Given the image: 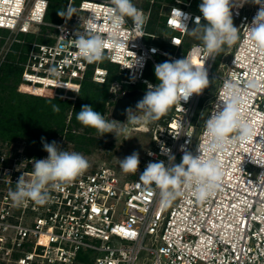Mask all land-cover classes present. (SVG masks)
Listing matches in <instances>:
<instances>
[{
    "label": "built area",
    "instance_id": "2783aa9c",
    "mask_svg": "<svg viewBox=\"0 0 264 264\" xmlns=\"http://www.w3.org/2000/svg\"><path fill=\"white\" fill-rule=\"evenodd\" d=\"M110 6V0H79L75 16L52 24L55 31L50 41L31 42L19 89L79 92L88 74L94 81L105 83L109 75L106 63H113L121 76L113 90L116 100L127 87L152 84L145 73L149 64L160 63L157 55L167 60L191 55L197 64H204L209 79L215 75L213 66L220 53L205 60L207 53L197 51L201 41L186 45L188 33L169 25L171 9L176 7L190 14L187 26L194 27L195 18L201 16L197 9H191L194 0L168 3L164 13L167 37L149 31L151 12L138 8L144 16L141 31L125 18L120 46L106 50L111 59L88 63L75 55V30H83L93 12L101 17L98 27H106L104 14ZM48 8L49 0H0V27L30 32L34 24H48ZM258 9L254 3L232 9L240 28L239 39L233 50L226 51L232 54L222 64L223 74L218 75L221 84L208 110L204 90L187 103L174 105L163 122H157L150 131L153 147L144 155L142 171L149 162L164 161L167 166L170 156L179 164L185 151L199 155L198 147L208 146L204 123L223 106L219 97L225 82L238 85L244 97L242 114L256 126L257 136L250 142L229 143L223 150L201 151L206 158H218L223 171L218 186L206 199L200 201L191 189L182 187L181 196L162 205L160 190L155 185H143L138 175L121 180L113 167L89 164L71 182L49 189L50 198L44 205L29 201L16 207L9 191L15 190L22 173L30 178L33 158H46L47 154L29 156L23 148L3 152L0 264H264V178L260 177L264 173V49L249 39L247 30ZM163 42L174 51L162 46ZM51 67L62 73L59 83L50 77ZM250 82L256 86L249 87Z\"/></svg>",
    "mask_w": 264,
    "mask_h": 264
},
{
    "label": "clouds",
    "instance_id": "9594fccd",
    "mask_svg": "<svg viewBox=\"0 0 264 264\" xmlns=\"http://www.w3.org/2000/svg\"><path fill=\"white\" fill-rule=\"evenodd\" d=\"M259 5L256 15L247 25L249 39L260 49H264V3L262 0H202L198 5L201 16L194 20V27L189 28L187 22L190 14L181 9H171L172 18L169 25L186 31L189 35L201 41L197 51L207 53L205 60L214 59L224 45L231 46L239 39V30L234 25L232 9L244 4ZM110 7L106 9V27H98L100 15L91 13L84 22V28L75 30L72 47L75 55L88 63L102 62L111 59L106 53L109 48L119 47L120 34L125 18H130L139 32L144 24L142 10L138 9L132 0H110ZM76 9L69 7L57 14L65 21L75 16ZM79 18V17H78ZM203 20V22H202ZM81 23V20L79 18ZM79 23V24H80ZM63 29V28H61ZM177 46L178 41L171 40ZM58 50L63 51L62 46ZM154 74L158 81L155 85L148 84L143 97L137 101L135 108L125 110L126 120L120 122L115 119H105L104 115L88 104L81 106L76 113V120L86 128L95 129L99 136L112 134L117 138L120 135L129 139L130 127L134 125H148L160 120L174 105L187 103L193 95H201L210 86L208 71L204 64H197L191 55L181 59L165 60L154 65ZM53 82L59 83L62 73L56 67L49 69ZM250 82L249 87H255ZM78 93V89H77ZM222 108H218L204 123L208 146L205 149L198 147L199 155L185 151L181 162L175 163V157H169L166 166L164 161L149 162L139 180L143 185H155L160 190L161 204L167 205L182 195L181 188L191 189L192 194L200 201L206 199L218 186L222 179V165L218 158L202 156L201 151L223 150L229 143L250 142L257 136V128L244 118L242 105L243 94L236 83L225 82L223 92L219 97ZM54 112H59L58 105H53ZM46 158L32 161V173H22L17 181L15 190H10L8 196L14 206H26L29 201L44 205L49 201V189H59L76 177L82 175L89 168V161L83 154L62 149L56 141L47 142L41 138ZM162 151H166L163 146ZM151 155V153H149ZM118 159V158H117ZM119 160V167L124 173H136L139 168V153L133 152ZM257 165L262 167L261 163ZM264 178V173L260 175ZM108 264H115L109 261Z\"/></svg>",
    "mask_w": 264,
    "mask_h": 264
},
{
    "label": "rangeland",
    "instance_id": "374dc122",
    "mask_svg": "<svg viewBox=\"0 0 264 264\" xmlns=\"http://www.w3.org/2000/svg\"><path fill=\"white\" fill-rule=\"evenodd\" d=\"M53 5L50 6L49 11V19H47L48 24H34L31 27L30 32L20 33V32H13L7 29H0V76L4 75L1 69L3 64L9 59V55L12 53V48L15 43H20L21 45L26 44L27 40H42V41H50L51 35L54 33L55 28L52 25L53 23H57L61 17L57 14V8L65 7L68 9L69 7L75 8L77 7V3L79 0H52ZM172 0H132V3L137 8H143L151 12L150 16V28L152 31H158L162 33V35L167 37L168 31L163 27V20H164V13L168 11V3ZM202 2V0H194V6L191 7L192 10L197 9L199 11L198 5ZM65 11V10H64ZM234 25H237V20H233ZM188 45L192 44L193 42H197L198 39L188 34ZM238 40L232 44L224 45L222 51L220 52L214 66H213V73L210 77V86L205 89L208 93V99L204 100V107L208 110V103L213 99L215 96L220 84L221 79L218 76L219 74L222 75L224 71V67L222 64L225 61H228L232 51L227 53V49L233 48L236 46ZM167 48L171 51H174V48L171 46H167ZM21 57V51H18V59ZM158 62H164L165 58L157 55ZM23 62V60H21ZM22 65V63H21ZM118 74L117 72H115ZM115 73L113 74V79L109 81L106 86H108V100L105 102V112L104 117L105 119H110V115L107 111L109 107V103L114 100V87L117 84V79L115 78ZM15 75V74H14ZM13 75V79L11 83L16 87H14L11 91L14 92V96L21 98L22 100L28 101L29 106L26 109L22 118L30 119L29 121H33L37 128H43L51 119L55 124L54 130L55 134L51 137H48L47 142L56 141L58 145L66 150V151H75L79 152L84 155L85 158L89 161V164L94 168L100 166H109L113 167L121 180L124 178L133 177L135 175H139L143 171V165L145 163L144 155L148 149L153 147L151 129L153 126L156 125L157 122L161 121L168 116L171 112V109L168 111L166 115H164L160 120L150 123L148 125H134L130 127L129 139L125 140L124 135H120L115 138L112 134H106L103 137L99 136L95 129L86 128L79 125L78 129L73 124V120L76 117L74 114V108L78 107V102L80 101V92H72L67 90L55 89V88H48L46 90H38L36 92H29L26 90H20L19 84L17 83V78ZM149 79V83L155 85L158 83L155 74H154V66L149 64L147 75ZM139 88H144L146 86L142 85L141 83L138 84ZM36 91V90H35ZM24 101V102H25ZM52 101H59L62 102L61 105L64 106V109H61L60 112H65V117L58 118V121L53 120L56 114L52 112V106H45L46 103ZM115 101V100H114ZM38 104L37 110L34 109V106ZM114 106V105H113ZM205 114V113H204ZM59 122H63L60 126H57ZM29 125V123H26ZM143 127V128H140ZM76 129V130H75ZM144 130V131H143ZM31 131V127L28 126L27 133ZM42 131V130H41ZM44 134V132H43ZM35 135V131L33 133ZM43 136H40L39 139L41 140ZM44 138H46L44 136ZM31 139L29 136H16L15 138H8L6 135L0 134V152H8V151H20V149L25 147H31V152L35 151H42L43 148L39 146L37 143H31ZM87 140V141H95L93 144L85 143L84 145L80 144L78 141ZM139 153L140 164L138 171L136 173H124L121 168L119 167V160L123 159L124 157L130 155L133 152ZM42 154H47L44 150ZM118 158V159H117Z\"/></svg>",
    "mask_w": 264,
    "mask_h": 264
},
{
    "label": "trees",
    "instance_id": "16d2710c",
    "mask_svg": "<svg viewBox=\"0 0 264 264\" xmlns=\"http://www.w3.org/2000/svg\"><path fill=\"white\" fill-rule=\"evenodd\" d=\"M175 0H172L169 3H173ZM79 4V2L77 3V5ZM53 5V1L49 0V8L47 11V15H46V21L47 19H49V11H50V6ZM77 9V7H76ZM67 10L65 7H59L57 8V11H64ZM62 20V18L58 21L60 22ZM57 22V23H58ZM163 27L164 29H166L167 31H169V29L166 27L165 25V18L163 20ZM0 29H4L1 28ZM148 30L153 32L150 28V21H149V26H148ZM157 32V31H156ZM36 41L31 39L30 41L27 40L26 44L21 45L20 43H15L13 45L12 48V53L9 55V59L3 64L4 67H2L1 71L2 73L5 72L4 75L0 76V134L2 135H7L8 138H15L16 136H29L31 139V143H37L39 146L42 147V142L39 139L40 136H44L46 137L45 140L47 141L48 137H51L52 135L55 134V124L52 121V119L41 129L37 128L36 125H34L35 123H33V121H29L30 119H26V118H22L26 109L29 106V102L22 100L21 98H18L16 96H14V92L11 91L14 87H16V85L14 86L11 83V80L13 79V75L15 76V78H17V83L21 82V75H22V71L24 69V63L26 61L27 58V54H28V50L30 47L31 42ZM40 41V40H38ZM199 41V40H198ZM41 42H45L42 41ZM188 45V39L186 40ZM162 46L167 47L168 44L166 43H161ZM18 51H21V57L18 59ZM23 60V62L21 61ZM22 63V65H21ZM106 65L109 68V75H108V79L105 83H99L96 82L92 79L91 75L88 74L87 77L84 79L83 83H82V87L80 89V101L78 102V107L74 108V114H76L77 112L80 111L81 106L84 104H88L90 106H92L94 108L95 111H98L100 113H102L104 115L105 112V102L108 100V86H106V84L109 83V81H111L113 79V74L115 72L118 73V68L116 65H114L113 63H106ZM148 71V69H147ZM147 71L145 73V77L147 75ZM1 73V72H0ZM115 78L117 80L121 79V76L119 74L115 73ZM148 79V77H146ZM149 80V79H148ZM18 83V84H19ZM142 85L146 86L145 83H141ZM134 87H127V89L129 88H135ZM62 90V89H61ZM38 90H34V93L36 92V94H41L37 92ZM74 92V91H72ZM120 94V93H118ZM25 101V102H24ZM62 102L59 101H52L49 103H46L45 106H53V105H58L61 109H64V106L61 105ZM113 105H114V100H112L109 103V107L107 109L110 118L114 119L112 117V109H113ZM38 108V104L34 106V109L37 110ZM61 111V110H60ZM54 112L52 110L53 113H55L56 115L53 118V120H57L60 117H65L66 114L65 112ZM26 123H29V125H27ZM63 123V122H62ZM61 122H59L57 124V126H60V124H62ZM73 124L77 127H79V125H81L77 120L76 117L73 120ZM28 126L31 127V131L29 133H27V129ZM83 126V125H81ZM84 127V126H83ZM42 130V131H41ZM76 130V129H75ZM35 131V135H33ZM44 132V134H43ZM80 144L84 145L85 143L87 144H93L95 141H87V140H81L78 141ZM25 153L29 156H42L44 154H42V151H35V152H31V147H25L23 148ZM3 152H0V154ZM140 175V174H139ZM138 175V176H139Z\"/></svg>",
    "mask_w": 264,
    "mask_h": 264
},
{
    "label": "water",
    "instance_id": "95a60500",
    "mask_svg": "<svg viewBox=\"0 0 264 264\" xmlns=\"http://www.w3.org/2000/svg\"><path fill=\"white\" fill-rule=\"evenodd\" d=\"M147 88L148 85L145 89L135 87L125 90V92L114 101L112 117L115 120L124 122L126 120L125 110L129 107L135 108L137 101L143 97Z\"/></svg>",
    "mask_w": 264,
    "mask_h": 264
},
{
    "label": "snow or ice",
    "instance_id": "6c2138e0",
    "mask_svg": "<svg viewBox=\"0 0 264 264\" xmlns=\"http://www.w3.org/2000/svg\"><path fill=\"white\" fill-rule=\"evenodd\" d=\"M132 235H135V233H131Z\"/></svg>",
    "mask_w": 264,
    "mask_h": 264
},
{
    "label": "bare ground",
    "instance_id": "6f19581e",
    "mask_svg": "<svg viewBox=\"0 0 264 264\" xmlns=\"http://www.w3.org/2000/svg\"><path fill=\"white\" fill-rule=\"evenodd\" d=\"M140 128H143V127H140ZM144 131V130H143Z\"/></svg>",
    "mask_w": 264,
    "mask_h": 264
}]
</instances>
